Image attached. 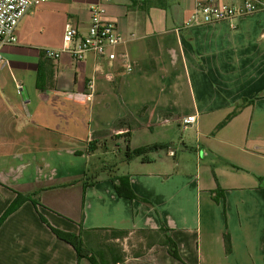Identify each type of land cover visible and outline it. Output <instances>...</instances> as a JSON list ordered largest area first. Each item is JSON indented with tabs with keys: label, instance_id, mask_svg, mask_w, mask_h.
Returning a JSON list of instances; mask_svg holds the SVG:
<instances>
[{
	"label": "crops",
	"instance_id": "crops-1",
	"mask_svg": "<svg viewBox=\"0 0 264 264\" xmlns=\"http://www.w3.org/2000/svg\"><path fill=\"white\" fill-rule=\"evenodd\" d=\"M95 1L38 4L2 49L0 216L38 204L1 223L0 264H264V11L186 26L194 0H100L115 57L46 56L66 24L87 33Z\"/></svg>",
	"mask_w": 264,
	"mask_h": 264
},
{
	"label": "built area",
	"instance_id": "built-area-1",
	"mask_svg": "<svg viewBox=\"0 0 264 264\" xmlns=\"http://www.w3.org/2000/svg\"><path fill=\"white\" fill-rule=\"evenodd\" d=\"M47 0H0V65L4 62L3 47L14 44L17 40L16 28L21 18L29 10ZM264 11V0H194L193 8L185 22L186 26L213 24L221 21L231 22L236 18ZM105 8L96 0L90 6L87 33L79 36L74 26L66 24L62 35V44L58 49H47L45 55L58 58L61 53H68L73 59L80 60L88 51L103 55L108 48L122 41V36L115 31L112 23L102 19ZM232 27H235L232 25ZM115 52H107L108 59L115 57ZM127 69L128 66H126ZM22 91L23 87L18 86ZM92 87V84H89ZM194 114L186 115L178 123L186 128L195 122Z\"/></svg>",
	"mask_w": 264,
	"mask_h": 264
},
{
	"label": "trees",
	"instance_id": "trees-1",
	"mask_svg": "<svg viewBox=\"0 0 264 264\" xmlns=\"http://www.w3.org/2000/svg\"><path fill=\"white\" fill-rule=\"evenodd\" d=\"M244 101V100H243ZM242 105L241 103L238 104V106ZM234 112H232L230 115H228L223 121L220 122L219 126L224 124L232 115ZM161 145L158 144H153V145H148V146H142V147H137V148H133L130 149L128 146L125 149V156L127 157V159H131L134 157H140L141 160H145L146 159V153L149 150L155 149L156 147H159ZM111 180L114 184V189L117 195L122 196V197H126L129 199H138V196L133 192V190L130 187L129 184V180H128V176L127 175H117V176H112ZM92 182H86L85 185H88ZM20 195V194H18ZM28 199L32 202V204L36 207L38 204V201L29 197V196H21L18 200L13 201L4 211V213L0 216V225L1 223L4 221V219L12 212L14 211V209H16L21 201ZM39 218L40 220L45 223L50 230L60 239L68 242L70 245L73 246V248L75 249V251L77 252L78 257L79 256H83V255H87L88 254V249L84 248L82 246V241L79 235L73 234L71 232L68 231H64L58 228H55L53 226H51L49 224V222L44 218V216H42L41 213H39ZM164 243L166 244L169 253L173 256V257H177V252H176V248L174 243L172 242V240L166 236V238L164 239ZM225 244H226V248L228 249L229 247V242L227 237L225 238ZM88 256V255H87ZM92 264H95L93 259L90 257L89 258Z\"/></svg>",
	"mask_w": 264,
	"mask_h": 264
},
{
	"label": "rangeland",
	"instance_id": "rangeland-1",
	"mask_svg": "<svg viewBox=\"0 0 264 264\" xmlns=\"http://www.w3.org/2000/svg\"><path fill=\"white\" fill-rule=\"evenodd\" d=\"M224 1H227V0H224ZM112 157H116V156H112ZM109 173H111V171H108ZM87 173V172H86ZM112 173L114 174H118L119 172H118V170H113L112 171ZM87 175H89L90 176V174L89 173H87Z\"/></svg>",
	"mask_w": 264,
	"mask_h": 264
}]
</instances>
